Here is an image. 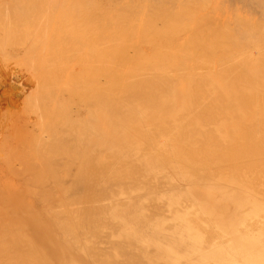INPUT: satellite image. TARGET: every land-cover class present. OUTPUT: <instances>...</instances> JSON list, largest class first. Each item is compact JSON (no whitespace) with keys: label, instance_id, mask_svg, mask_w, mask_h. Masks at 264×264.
<instances>
[{"label":"bare ground","instance_id":"1","mask_svg":"<svg viewBox=\"0 0 264 264\" xmlns=\"http://www.w3.org/2000/svg\"><path fill=\"white\" fill-rule=\"evenodd\" d=\"M0 47V264H264V0H0Z\"/></svg>","mask_w":264,"mask_h":264},{"label":"rangeland","instance_id":"2","mask_svg":"<svg viewBox=\"0 0 264 264\" xmlns=\"http://www.w3.org/2000/svg\"><path fill=\"white\" fill-rule=\"evenodd\" d=\"M240 12H242V11H240ZM2 51H3V53H2ZM16 59H17V57L8 54V52L6 53V51L1 49V47H0V65H1L0 66V76H1L0 77V122L2 123V124L0 123V132L6 131L7 129L10 130L11 128H9V126L12 125L11 127L13 128V130L17 129V133H19L21 130H23V127L26 125V123H29V121H30V125H31V122L38 118V117H35L37 115L35 114L36 112L34 110V108L37 109L36 104H38V103H36V102L38 100L37 99L38 97L36 99L29 97V95L32 93L30 90L33 89V91H34V88H36L35 87L36 82L34 81L35 79L33 80V78H32L33 76H31L32 74L29 71L30 65L27 63V60H25V58L24 59L22 58L23 62L20 60L21 61L20 63L17 62ZM4 60L7 61V65H6V62ZM24 61L28 64V66L25 65ZM15 62H17V63H15ZM30 76H31V78H29ZM34 84H35V86H34ZM15 86H17V87H15ZM33 86H34V88H33ZM30 88H32V89H30ZM27 99L30 100V102ZM33 99H35L34 104H31ZM33 106H34V108H33ZM15 113H18V114L15 115ZM16 116L20 117L21 120L19 119L20 121H18V118ZM29 116L31 118H29ZM34 117H35V119H34ZM27 120H29V121H27ZM19 122H21V123L19 124ZM16 123H18V124H16ZM15 124L18 127H21V125H22L23 126V127H21L22 129L21 128L18 129V127L16 128ZM30 125L28 124L29 129L32 128V126H30ZM6 126H8V127H6ZM5 127H6V130H5ZM9 134L12 136V134L10 132H8V135ZM20 134H21V132H20ZM10 135H9L8 140L11 137ZM0 154H2V153H0ZM0 156L4 157L3 155H0Z\"/></svg>","mask_w":264,"mask_h":264}]
</instances>
